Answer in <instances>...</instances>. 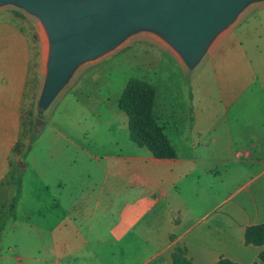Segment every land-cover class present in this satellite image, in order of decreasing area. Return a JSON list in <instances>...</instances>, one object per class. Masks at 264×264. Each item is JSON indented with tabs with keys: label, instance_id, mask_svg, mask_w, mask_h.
<instances>
[{
	"label": "crops",
	"instance_id": "1",
	"mask_svg": "<svg viewBox=\"0 0 264 264\" xmlns=\"http://www.w3.org/2000/svg\"><path fill=\"white\" fill-rule=\"evenodd\" d=\"M205 55L177 79L146 81L172 158L130 139L126 82L96 84V60L28 142L25 90L0 64V264H173L176 246L191 264L257 260L263 245L244 231L264 222V111L245 94L259 74L244 47Z\"/></svg>",
	"mask_w": 264,
	"mask_h": 264
},
{
	"label": "rangeland",
	"instance_id": "2",
	"mask_svg": "<svg viewBox=\"0 0 264 264\" xmlns=\"http://www.w3.org/2000/svg\"><path fill=\"white\" fill-rule=\"evenodd\" d=\"M44 37L49 39L40 17L12 3L0 4V64L6 75L4 80H9L11 85L21 84L25 90L26 113L21 123V136L26 134L28 142L41 129L47 116L45 109L41 111L38 108L47 74L48 56L44 52ZM237 46L244 47L248 56L246 63L251 64L259 74L260 82L252 83L245 96L260 99L250 100L247 105L252 107L251 110L264 111V0L250 1L215 35L205 56L216 47L226 49ZM222 52L221 49L219 53ZM91 60L102 63L104 67L92 77L96 84L109 79L116 87L130 78L154 82L158 78L177 79L184 71L192 72L186 68L185 61L175 48L160 33L151 29H139L129 34L112 51ZM200 60L205 62L207 59ZM88 62L91 61H84L75 68L51 104L56 101L57 106L67 103V97L58 98L70 88L80 68ZM105 67L109 70L104 71ZM83 92L81 88L80 94ZM71 104L69 109L75 108V112H78L79 104ZM26 158L28 156L23 159Z\"/></svg>",
	"mask_w": 264,
	"mask_h": 264
},
{
	"label": "water",
	"instance_id": "3",
	"mask_svg": "<svg viewBox=\"0 0 264 264\" xmlns=\"http://www.w3.org/2000/svg\"><path fill=\"white\" fill-rule=\"evenodd\" d=\"M252 0H0L37 15L49 37L38 108H47L75 68L139 29L160 33L188 66Z\"/></svg>",
	"mask_w": 264,
	"mask_h": 264
},
{
	"label": "trees",
	"instance_id": "4",
	"mask_svg": "<svg viewBox=\"0 0 264 264\" xmlns=\"http://www.w3.org/2000/svg\"><path fill=\"white\" fill-rule=\"evenodd\" d=\"M155 87L138 78L127 80L121 96L119 107L128 116L130 139L139 146H146L156 158H172L176 155L174 148L166 137L163 127L160 126L153 116V104ZM36 137H31L30 143ZM21 189L18 178L16 197ZM246 244L263 245L257 260L250 264H264V222L247 226L244 231ZM184 249L176 246L173 252V264H191L184 256ZM217 264H238L227 258L221 257Z\"/></svg>",
	"mask_w": 264,
	"mask_h": 264
},
{
	"label": "bare ground",
	"instance_id": "5",
	"mask_svg": "<svg viewBox=\"0 0 264 264\" xmlns=\"http://www.w3.org/2000/svg\"><path fill=\"white\" fill-rule=\"evenodd\" d=\"M44 42H45L44 52H45V55L48 56V52H49V39H46V37H44Z\"/></svg>",
	"mask_w": 264,
	"mask_h": 264
}]
</instances>
